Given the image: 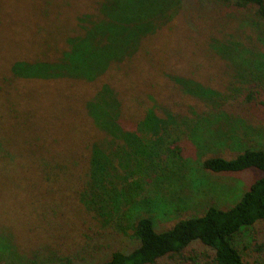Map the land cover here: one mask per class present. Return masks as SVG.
<instances>
[{"label":"trees","instance_id":"obj_1","mask_svg":"<svg viewBox=\"0 0 264 264\" xmlns=\"http://www.w3.org/2000/svg\"><path fill=\"white\" fill-rule=\"evenodd\" d=\"M179 1L90 0L81 4V0H30L26 25L34 29L21 37L25 42L12 47L25 45L20 50L27 51L0 63V106L5 113L1 121L11 132L7 139L0 136V157L27 152L35 156L31 158L44 167L35 173L36 177L43 176L45 184H78L72 192L74 203L89 212L100 227L113 222L134 242L129 249L108 250L93 264H264V150L242 146L232 157L214 151L232 140L240 143L251 130L255 131L251 123L261 120L264 114L257 110V105L264 106L259 98L264 92V67L256 74L251 69L240 70L233 74V80L225 78L216 88L170 75L172 87L204 103L203 108L190 109L184 115L170 111L157 114L148 104L150 93L136 89L134 99H138L139 106L129 124L122 119V104L113 84L104 82L87 91L88 84L129 59L144 36L168 23L179 10L166 4L177 5ZM209 2L220 13L221 29L219 37L207 35V48L240 67L245 61L239 57L244 50L236 46L237 19L240 26H249V35L264 40L257 28L264 23V0ZM38 34L42 38L38 39ZM247 54L251 56L248 50ZM263 57L255 58L254 66L264 64ZM61 115L70 117L61 122L72 120L80 125L79 129L69 130L77 134L76 144L82 142L75 147H83L86 155L84 168L78 173L51 163L54 157L43 152L56 141L49 128ZM66 124L63 132L68 138L64 139L69 140ZM97 130L120 140L122 145L96 139L93 131ZM183 137L199 154L202 169L238 172L251 168L260 174L230 206L208 205L200 214L157 227L149 215L143 214L147 201L139 198L138 191L141 184L155 187L172 173L166 165L171 158L183 159ZM77 163L74 161L72 166ZM1 175L0 168V184H4ZM16 176L7 179L22 180ZM21 207L17 205L13 210L21 213ZM125 209L133 214L126 217L124 214L129 213ZM55 222L49 219L46 223ZM36 227L31 226L29 231L35 233ZM6 231L0 226V264H41L34 252L25 255V248L10 242ZM26 245L33 249L36 246L30 241Z\"/></svg>","mask_w":264,"mask_h":264},{"label":"rangeland","instance_id":"obj_2","mask_svg":"<svg viewBox=\"0 0 264 264\" xmlns=\"http://www.w3.org/2000/svg\"><path fill=\"white\" fill-rule=\"evenodd\" d=\"M29 1L0 0V63L27 51L20 50L24 49L25 45L19 49L12 47L14 43L25 42L21 37L34 29L33 26L26 25ZM89 1L81 0V4H87ZM166 6L179 11L154 34L144 36L138 50L129 59L87 85L89 91L91 87L95 89L98 84L104 82L113 84L114 92L122 104V119L126 124H129V118L134 117V112L139 106L138 99H134L136 89L150 93L152 99L148 100V104L154 106L157 114L170 111L184 115L190 109L204 107V103L198 99L181 94L178 87H172L168 80L170 75L188 77L201 85L216 88L220 82H225V78L233 80V74L238 71L251 69L254 74L263 71L261 67H264V64L254 66V60L259 55H264V40L259 41L249 35V26H240L239 18L237 25L235 24L238 27L235 36L239 40V45L236 46L244 50L240 51L243 53L239 57L245 63L236 67L232 61L222 60L207 48V35L212 33L213 36L219 37L217 33L221 29L220 13L209 0H180L177 5L167 3ZM230 21L233 23L231 18ZM257 28L261 30L264 38V23L258 24ZM37 38L42 37L38 34ZM30 47L32 46L26 48ZM247 50L251 56L247 54ZM259 98L264 100V92H261ZM9 99H12L11 96ZM6 101L13 104L11 100ZM22 103H26V100L22 99ZM257 107L261 109H257L260 115L264 113L262 104ZM69 110L73 109L70 107ZM0 114V136L7 139L11 137V132L1 121L5 116L1 106ZM69 118L61 115L52 122L49 130L56 141L47 149H43V152L54 157L51 163L65 165L70 173H78L84 168L86 155L83 147H75L82 143H75L77 134L69 132L74 127L79 129L80 125L73 124L72 120H69L68 124L61 122ZM65 124L69 140L64 139L68 138L67 133L63 132ZM251 124L255 125L256 129L251 130L248 136L239 133L238 136L245 138L242 142L232 140L227 144H220L214 148L215 153L232 157L242 146H257L264 150V114L261 120H254ZM93 133L98 140H107L114 146L122 145L120 140L111 138L107 133L102 134L99 130ZM71 137L74 140H71ZM181 140L183 159L171 158L172 162L166 165L171 169V177L167 174L163 182L155 187L151 184H141L138 191L139 198L147 201L143 214L149 215L157 227H166L179 218L200 214L208 205L219 208L230 206L260 174L258 170L251 168L238 172H212L202 169L199 165V154L193 145L185 137ZM27 154L0 157L3 173L1 176L5 179V183L0 184V226L7 230V239L10 242H17L20 247L25 248V255L34 252L35 259L41 261V264H93L112 248L129 249L133 246L134 242L130 236L119 231L115 223L100 227L89 212L74 203L72 192L78 184H61V181L45 184L43 176L36 177L35 173L44 167L31 158L35 156L29 155L28 152ZM208 154L212 153L207 152L206 155ZM74 161L78 163L72 166ZM112 165L117 168L114 163ZM113 173L118 176L117 171L114 170ZM16 174L22 177V180L18 182L7 179L9 176L17 177ZM131 180L127 179V182ZM20 204L21 213H17L13 209ZM124 211L129 213L124 214L126 217L133 214L127 209ZM49 219H55L57 222L47 225ZM31 226H37L35 233L29 231ZM28 241L36 244L34 249L27 247Z\"/></svg>","mask_w":264,"mask_h":264}]
</instances>
